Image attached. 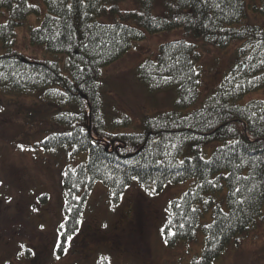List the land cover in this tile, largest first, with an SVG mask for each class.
<instances>
[{
	"label": "trees",
	"instance_id": "obj_1",
	"mask_svg": "<svg viewBox=\"0 0 264 264\" xmlns=\"http://www.w3.org/2000/svg\"><path fill=\"white\" fill-rule=\"evenodd\" d=\"M249 8L264 16V0H0L6 12L0 93L36 96L52 106L40 116L52 127L39 140L44 150L69 147L73 157L87 151L86 160L63 172L57 253L78 229L97 181L115 199L132 184L159 190L191 179L168 201L164 223L169 243L201 231V252L185 264H211L264 217V25L245 22ZM31 16L37 25L27 23ZM19 27L26 28L30 46L43 48L42 58L18 50ZM166 32L180 37L160 42L156 56L140 62L136 73L149 93L173 90L171 107L145 114L133 131L125 129L127 115L106 123L102 69L147 35ZM197 43L218 49L236 44L220 81L202 99ZM255 92L261 97L245 100ZM37 114L28 110L24 118ZM213 141L218 145L210 156H202L203 145Z\"/></svg>",
	"mask_w": 264,
	"mask_h": 264
},
{
	"label": "rangeland",
	"instance_id": "obj_2",
	"mask_svg": "<svg viewBox=\"0 0 264 264\" xmlns=\"http://www.w3.org/2000/svg\"><path fill=\"white\" fill-rule=\"evenodd\" d=\"M5 18L6 12L0 10V23ZM245 22L264 25V16L249 8ZM27 23L37 25L38 20L31 16ZM16 33L18 50L42 58L43 48L28 44L26 28L19 27ZM178 37L180 32L149 34L102 69L99 99L106 123L127 115L131 124L125 129L133 131L145 114L171 107L174 91L147 92L136 67L145 58L156 56L160 42ZM235 45L218 49L197 43L201 99L220 81ZM252 97H261V93L249 94L245 100ZM45 101L0 93V264H185L200 254L201 231L193 239L174 243L168 242L170 230L164 231L168 201L187 190L191 179L168 182L159 190L132 184L115 199L97 181L88 194L79 227L64 247L67 251L57 253L58 227L64 220L63 172L66 166L86 160L87 151L73 157L69 147L46 151L39 145L52 129L47 118L40 117L52 107ZM28 110L38 114L32 120L27 116L26 122ZM45 116L49 118V114ZM216 145L214 141L204 144L202 156L209 157ZM209 219L208 212H203L201 221ZM211 264H264V217L236 241L228 242Z\"/></svg>",
	"mask_w": 264,
	"mask_h": 264
},
{
	"label": "snow or ice",
	"instance_id": "obj_3",
	"mask_svg": "<svg viewBox=\"0 0 264 264\" xmlns=\"http://www.w3.org/2000/svg\"><path fill=\"white\" fill-rule=\"evenodd\" d=\"M81 2H83V0H81ZM66 6H67L68 8H71V7H72L71 4H67ZM215 6H216V7H219L218 4L215 5ZM262 63H264V62H262ZM0 111H3V109L0 108ZM69 135H71V133H69ZM20 147L23 148V145H21ZM53 150H54V149H53ZM181 163H183V161H181ZM133 179H137V177H133ZM0 183H2V182H0ZM209 183H211V182L209 181ZM239 192H240V189L237 188V189H236V193H239ZM234 194H235V193H234ZM242 202H243V201H242ZM33 210L35 211L36 209H33ZM41 227H43V226H41ZM60 229L62 230L63 234L66 235V233H67V227H66V225H65V224H61V225H60ZM73 231H75V229H74ZM173 235H174V233H173ZM71 239H72L71 236H67V240H71ZM23 247H24V246L21 245V248H23ZM60 247L62 248V250L67 251V249H64V248H63V245H60Z\"/></svg>",
	"mask_w": 264,
	"mask_h": 264
},
{
	"label": "water",
	"instance_id": "obj_4",
	"mask_svg": "<svg viewBox=\"0 0 264 264\" xmlns=\"http://www.w3.org/2000/svg\"><path fill=\"white\" fill-rule=\"evenodd\" d=\"M82 97H83V98H86V96H85V95H82Z\"/></svg>",
	"mask_w": 264,
	"mask_h": 264
}]
</instances>
